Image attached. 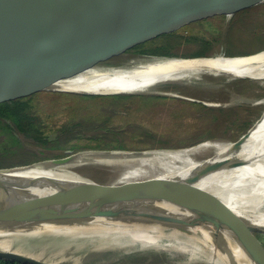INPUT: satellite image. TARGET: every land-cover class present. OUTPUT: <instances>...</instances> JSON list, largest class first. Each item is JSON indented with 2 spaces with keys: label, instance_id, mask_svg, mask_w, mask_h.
I'll return each mask as SVG.
<instances>
[{
  "label": "water",
  "instance_id": "water-1",
  "mask_svg": "<svg viewBox=\"0 0 264 264\" xmlns=\"http://www.w3.org/2000/svg\"><path fill=\"white\" fill-rule=\"evenodd\" d=\"M254 4H264V0H0V104L42 91L81 96L147 94L125 91L89 93L54 89L52 85L78 69L92 66L109 53L172 33L187 23L235 14ZM262 52L264 49L233 56H170L150 58L144 63L233 59ZM43 66L45 69L29 80L1 87L5 82ZM159 95L178 98L175 91ZM182 98L202 103L196 98ZM252 128L242 137L247 136ZM152 151L155 150L96 152L97 155L120 154L127 157ZM85 154L84 151H68L64 157L0 168V230L8 231L17 218L18 225L32 221L29 228L43 223L85 225L94 222L112 227L159 226L166 231L176 228L184 232L185 226L200 229L211 224L231 234L232 240L242 247L253 264H264V248L255 235L264 234V229L247 228L246 220L241 219L216 194L195 185L204 175L220 170L226 163L215 160L201 168L192 180L189 179L193 185L187 182L186 188L150 189L147 188L150 182L137 187L133 184H104L65 168ZM22 184L39 187L45 195L21 193L19 188H28ZM10 199L15 203L7 202ZM21 210L27 213L37 210L40 214L19 218ZM176 210L189 213L192 218L181 216ZM12 247L9 251L0 249V259L22 264L75 263L68 260L50 262L31 255L30 250H21L15 243Z\"/></svg>",
  "mask_w": 264,
  "mask_h": 264
},
{
  "label": "rangeland",
  "instance_id": "rangeland-1",
  "mask_svg": "<svg viewBox=\"0 0 264 264\" xmlns=\"http://www.w3.org/2000/svg\"><path fill=\"white\" fill-rule=\"evenodd\" d=\"M213 17L178 27L176 31L179 34L173 40L174 43L171 46H164L162 50L170 51L177 56L190 57L206 51L208 55L252 54L264 49V4L233 15ZM188 33L194 34L198 40L185 42L181 36ZM163 36L142 42L144 45L142 49H154V47L156 49L158 45L165 43V40L160 39ZM203 38L219 39V41L209 50H205L201 41ZM142 58L161 57H150L130 47L109 53L93 65L101 68H119L125 64L138 62ZM243 80L239 82L232 78H205L204 81L195 82L191 88H182L181 93L185 96L205 98L221 104L213 107L158 93L113 98V95L81 96L42 91L30 96L33 100L31 103L33 109L28 111L31 122L37 124L35 130L30 133L26 130H8L5 128V121L0 122V160L7 168L54 158L49 152L43 156L40 154L44 144L39 142L38 131L40 127H47L49 131L43 132L47 135L59 125L61 130L65 129V135L59 138L58 142H45V145L50 147L56 145L54 151L59 152H62L59 147L63 145L69 146L73 153L78 151L86 153L80 158L79 163L66 168L100 183L125 185L127 181L122 177L128 170L136 169L138 165L132 158L97 155L99 151L184 149L209 139L229 142L239 139L253 126L249 134L254 135L255 125L264 117L262 113L264 78ZM178 88L171 91L177 92ZM257 100H260L258 105ZM225 104L229 105L224 106ZM56 134L52 133L53 139L57 137ZM203 154L204 152L194 157L203 158ZM149 177L153 176L150 174L147 178ZM170 230L168 229L167 232L173 231ZM255 235L264 248V234ZM18 248L27 251L24 244ZM73 262L74 264H210L173 250L153 247L142 249L139 246L124 250H106L98 253L97 256L87 255Z\"/></svg>",
  "mask_w": 264,
  "mask_h": 264
},
{
  "label": "bare ground",
  "instance_id": "bare-ground-1",
  "mask_svg": "<svg viewBox=\"0 0 264 264\" xmlns=\"http://www.w3.org/2000/svg\"><path fill=\"white\" fill-rule=\"evenodd\" d=\"M255 6L257 5L254 4L253 7ZM149 60L151 59L142 58L138 62L114 69L89 65L74 71L63 80L56 81L52 87L89 93L125 91L147 94L169 93L179 87L178 98L183 99L182 97L185 96L181 93L183 89L191 88L195 82L204 81L205 78H232L239 82L245 79L241 77L264 78V52L233 59L144 63ZM45 67L17 76L1 87L19 84L21 80H29ZM175 81L182 83L176 84ZM197 99L207 106H221L216 101ZM256 104H260V100H257ZM262 113L264 114V111ZM253 134L229 142L209 139L187 149H155L143 155H126L138 166L136 169L128 170L122 178L127 181L126 184H133L135 187L150 182L151 185L147 187L150 189L186 188L188 185H193L194 182L189 179L198 170L218 160V163H226V165L218 171L215 169L204 175L198 182L195 181V185L216 194L241 219L246 220L247 228L264 229V117L255 125ZM236 147L238 149H235ZM203 152V158L194 157ZM111 157L125 158L120 154ZM79 159L73 161L71 165L79 163ZM150 174L153 177L147 178ZM187 182L188 185H185ZM22 185L28 188L23 190L22 187L19 188L21 193L45 195L39 187ZM14 201L10 199L7 202L15 203ZM176 212L181 216L192 218L189 213L178 210ZM39 214L37 210L29 213L21 210L19 218ZM13 221L8 231L0 230V249L9 251L12 250L13 243L17 247L24 244L26 249L31 251V255L50 262L73 261L83 255L97 256L98 253L106 250H124L139 246L142 249L153 247L173 250L210 264H253L242 247L232 240L231 234L211 224L200 229L183 226L184 232L175 228L168 233L165 228L159 226L112 227L91 222L85 225L43 223L29 228L32 221H28L26 225H18V218ZM22 222L24 223L25 220Z\"/></svg>",
  "mask_w": 264,
  "mask_h": 264
},
{
  "label": "trees",
  "instance_id": "trees-1",
  "mask_svg": "<svg viewBox=\"0 0 264 264\" xmlns=\"http://www.w3.org/2000/svg\"><path fill=\"white\" fill-rule=\"evenodd\" d=\"M248 9H245L241 12H244ZM218 16V15H217ZM214 18V17H213ZM209 21V20H208ZM203 22V21H201ZM178 31L176 32H172V33H168L165 34L162 38H160L161 40H165V43L162 45H158L157 48L154 49L153 48H146V49H142V44H135L132 45L131 47L135 48L138 52H142V54H147L149 56H160V57H170V56H177L176 54H173L170 51H165L162 50L164 49V46H171L174 43V39H176L177 35H178ZM189 34V33H188ZM182 35V39L185 42H190L195 40H198L194 34H189V35ZM155 38V37H154ZM264 40V39H263ZM203 45L205 46V50H209L213 44H215V42L219 41V39H207V38H203ZM130 47H128L129 49ZM208 51L203 52V53H199L193 56H204V55H208L207 54ZM227 55L233 56V55H245V54H230L228 53ZM190 56V57H193ZM183 57V56H180ZM32 97H27V98H22V99H17V100H12V101H8L5 103H1L0 104V122L5 121V128L8 130H21V131H27V133H30L32 130H35L34 127L35 123L31 122V119L29 117V111L28 110H32L33 106H32ZM40 131V128H39ZM38 131V132H39ZM44 131H40L39 134L42 135ZM39 135V137H40ZM51 137H49V139H51ZM4 158V157H2ZM2 160H0V168H5L6 165L2 164ZM0 264H22V263H18V262H12V261H6V260H2L0 259Z\"/></svg>",
  "mask_w": 264,
  "mask_h": 264
},
{
  "label": "flooded vegetation",
  "instance_id": "flooded-vegetation-1",
  "mask_svg": "<svg viewBox=\"0 0 264 264\" xmlns=\"http://www.w3.org/2000/svg\"><path fill=\"white\" fill-rule=\"evenodd\" d=\"M149 56V55H147ZM30 97V96H29ZM113 98H121V97H133V95H113L112 96ZM27 98V97H26ZM173 98H176V99H180V98H177V97H173ZM22 99V98H21ZM47 128V127H46ZM45 127H40V131H49L48 129H46ZM60 129V130H59ZM119 130V129H118ZM121 131L123 129H120ZM39 131V132H40ZM50 133V132H49ZM52 133H57L56 134V138H51L49 139V137L52 136ZM66 131L65 129L63 128L61 130V126L59 125H56L55 126V129H53L51 131L50 134H47V135H44V133L42 135H40V137L38 138L39 139V142L43 143V148L40 149V154L43 156V154H45L46 152H49L51 155H53L54 158H59V157H64L67 155L68 151H71V149L69 148V146H63L61 145L59 148L62 149V152H59L58 150L57 151H54V148H56L57 146H46L45 145V142H49V143H55V142H58L59 138L63 137L65 135ZM84 137V136H83ZM78 139H83V138H78ZM60 145V144H58ZM44 148H47V149H44Z\"/></svg>",
  "mask_w": 264,
  "mask_h": 264
}]
</instances>
